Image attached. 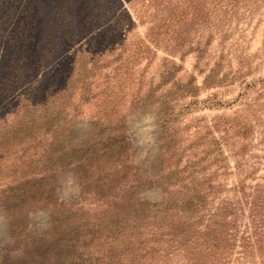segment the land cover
Returning a JSON list of instances; mask_svg holds the SVG:
<instances>
[{"label":"rangeland","instance_id":"obj_1","mask_svg":"<svg viewBox=\"0 0 264 264\" xmlns=\"http://www.w3.org/2000/svg\"><path fill=\"white\" fill-rule=\"evenodd\" d=\"M88 259L264 264V0H0V264Z\"/></svg>","mask_w":264,"mask_h":264},{"label":"trees","instance_id":"obj_2","mask_svg":"<svg viewBox=\"0 0 264 264\" xmlns=\"http://www.w3.org/2000/svg\"><path fill=\"white\" fill-rule=\"evenodd\" d=\"M141 186L139 185L138 188H140ZM132 192H130L126 198H128V201H122L121 204V210H123V212L126 210V208H124L125 205L128 204V207H138L136 208L134 211H137L138 209L141 210V205H143L141 203V201L139 200H132ZM200 200V195L196 192H194V194H192V196H187V197H180L177 200H175V202H173V204H175L174 206L176 208H179L180 210H185V208H188L190 205H194L195 202L194 201H199ZM127 202V203H126ZM179 202V204H177ZM162 207H164L162 205ZM117 217L116 213L114 215V217ZM107 228L113 230V231H117L120 228V223L119 220L116 218V220H114L113 222L109 223L107 225ZM72 230V236H71V241H73L74 243L70 244L69 248H70V253H75V249H76V242L78 241V231L76 230V228H71ZM115 251H108L109 255L108 256H112L114 257L116 253H114ZM73 259V258H72ZM89 260V259H88ZM87 264H92V262L89 260L87 261ZM80 264H86L84 263V261H81Z\"/></svg>","mask_w":264,"mask_h":264}]
</instances>
